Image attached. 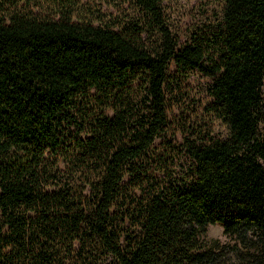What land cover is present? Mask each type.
Returning a JSON list of instances; mask_svg holds the SVG:
<instances>
[{
	"label": "trees",
	"instance_id": "16d2710c",
	"mask_svg": "<svg viewBox=\"0 0 264 264\" xmlns=\"http://www.w3.org/2000/svg\"><path fill=\"white\" fill-rule=\"evenodd\" d=\"M201 1L0 0V264H264V0Z\"/></svg>",
	"mask_w": 264,
	"mask_h": 264
},
{
	"label": "rangeland",
	"instance_id": "374dc122",
	"mask_svg": "<svg viewBox=\"0 0 264 264\" xmlns=\"http://www.w3.org/2000/svg\"><path fill=\"white\" fill-rule=\"evenodd\" d=\"M164 4L171 31L179 43H183L189 31L195 29L203 21L204 16L201 15L202 12H205V16L209 14V8L206 9V5L204 6L201 0H165ZM209 81V79L194 72L181 86L177 96L182 98L184 106L187 107V109L183 107L180 110L181 112L185 111L184 114L186 116L191 111L197 112L201 110L203 103L207 100L204 89L209 84ZM178 112L176 109L172 110L174 116H179ZM261 128V131L264 133V123L261 124ZM211 129L212 135L216 137H224L226 134L225 127L218 122H214L211 125ZM205 239H215L220 244L228 242L227 238L222 235L219 223L207 226Z\"/></svg>",
	"mask_w": 264,
	"mask_h": 264
}]
</instances>
